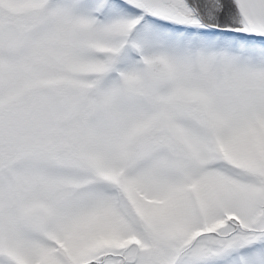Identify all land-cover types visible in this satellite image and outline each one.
<instances>
[{
    "label": "snow or ice",
    "instance_id": "obj_1",
    "mask_svg": "<svg viewBox=\"0 0 264 264\" xmlns=\"http://www.w3.org/2000/svg\"><path fill=\"white\" fill-rule=\"evenodd\" d=\"M0 264H264V0H0Z\"/></svg>",
    "mask_w": 264,
    "mask_h": 264
}]
</instances>
